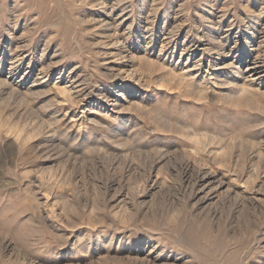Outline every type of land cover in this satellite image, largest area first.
<instances>
[{"label":"rangeland","instance_id":"rangeland-1","mask_svg":"<svg viewBox=\"0 0 264 264\" xmlns=\"http://www.w3.org/2000/svg\"><path fill=\"white\" fill-rule=\"evenodd\" d=\"M107 3L116 5L118 10L122 8L117 20L122 22L126 47L136 55L128 61L108 44L100 23L101 14L107 13ZM259 6H264V0H0V35L6 40L13 38L15 50L19 43L24 44L34 60H43L44 65L36 62L45 66L49 74L53 67L57 69L50 78L41 80L40 67L35 64L24 80L28 94L0 100V245H11V250L1 252L0 264H129L121 258L120 249L152 238L150 241H157L178 257V264H199V253L176 237L177 230L190 226L199 229L201 241L211 240L212 253L220 264H264V202L251 207L244 199L243 202L235 197L218 203L219 211L213 217L207 218L205 212H198L197 217L179 216L178 211L186 210L188 202L177 168L183 155L180 127L196 132L200 141H205V135H223L229 143L223 149L229 155L217 159L212 168L230 178L234 172L243 173L245 166L243 179L249 180L246 186L252 185L257 180L253 175L264 173V163L260 161L261 164L249 168L248 162L253 148L256 149L252 139H258L256 144L264 127L256 123L260 116L264 118V108L256 104L257 109L254 103L261 99L264 103V95L253 98L256 109L250 104H230L219 94L220 87L210 88L201 100L166 66L157 65L160 40L152 42L148 48L150 56L146 57L145 41L136 39L148 18L158 27L169 21L167 17L177 16L183 34L197 33L202 26L213 30L212 12L223 20L221 24L234 26L238 34L233 36L243 46L247 29L258 21ZM178 58L176 53L173 63ZM230 58L226 62L233 61ZM223 60L211 63V69ZM126 62L130 64L126 68L136 70L141 81L151 84L150 88L126 80L131 88L122 97V89L116 88L117 80L118 85L122 80L115 74ZM27 66L28 60L23 62L15 80L21 78ZM61 69L64 74L71 73L76 90L85 89L91 99H98L100 91H108L114 97L121 93L118 97L130 101L131 93L138 92L145 96L144 111L130 102L126 111L110 116L95 105L93 109L90 105L76 108L75 103L65 101V94L57 87ZM34 77L43 82L34 84ZM75 111L84 113L85 121L71 117ZM236 120L258 126L242 130L241 138H236ZM122 124L129 128H122ZM122 130L127 138L122 137ZM184 139L188 145L193 144L189 137ZM167 146L173 147L168 150ZM161 152L167 160L155 168L152 176H158L159 186L163 187L153 194L145 183L150 163ZM112 161L120 166L108 169ZM121 162L129 167L125 169ZM124 172V200L135 204L123 213L119 209L122 189L108 192L105 186L113 175L121 178Z\"/></svg>","mask_w":264,"mask_h":264},{"label":"bare ground","instance_id":"bare-ground-1","mask_svg":"<svg viewBox=\"0 0 264 264\" xmlns=\"http://www.w3.org/2000/svg\"><path fill=\"white\" fill-rule=\"evenodd\" d=\"M115 6L116 5L111 4V3L106 4V7L104 8L107 9V11H105V9L104 11L107 13L101 14L100 23L103 26L102 28H104V32L107 33V38L109 40L108 44L111 47H113L117 55L124 58V61H128L127 59H132L133 57H136V55L132 48L126 47L127 41L121 32L122 22H118L117 20L118 16L121 13V11L119 10L120 9L122 10V8L118 10ZM259 7L261 8V6ZM215 14L211 12V16L213 20H215L214 21L215 23L213 22L214 23L213 30H211V28H207L205 30L204 29L205 27L202 26L199 28V31L197 30V33L193 32V34H191V32L190 34H187L186 30H185L186 33L183 34L182 31L179 30L180 26L178 27L179 24L177 23L178 22L177 16L173 18L167 17L168 18L167 20L169 21L167 22L164 21L162 26L159 25L158 27L155 26L154 20L150 21V19L148 18L147 22H145L146 25L140 27V32H139L140 34L136 39L138 40V42H142V40L145 41L146 47L144 51H145L146 57L150 56L148 52V48L150 47L152 42L154 40H160L162 44H161L159 55L157 56V59H156L157 65L158 66L160 65V67L166 66V68L171 74L180 78V81L181 80L183 81V85L187 87L188 90L190 89L192 91H196L199 99L201 100L205 99L207 97V93L210 88L214 89V87H220V91H218L219 94L222 96L224 100L230 102V104L232 103L234 105L244 104V106L245 104H247L248 106L250 104V107L251 106L253 107L252 105L253 100H254L253 98L258 94L261 96L264 95V6L260 10V13H259L260 15L258 14V21L254 25H251L249 29L246 28L248 32L244 39L245 42L243 46H239L236 40L237 38H235L236 36L235 37L233 36L234 33L235 35L238 34V32H234V26L231 25V23L221 24L223 20L219 19V16H216ZM224 14L226 15V13ZM221 16L223 18V15ZM210 23L212 22L210 21ZM129 26H131V24ZM225 26H227L226 30L223 29V27ZM232 40H234V42H231ZM12 43H13V38L6 40L3 38V36L0 35V100L5 98L6 96L12 97L16 95L17 97H21V98L26 96L28 94L27 91L29 89H25L23 87L25 86L24 85L25 78H28L31 75L32 73L31 68H34L35 64H37L38 62L43 63V60L41 58L34 60V55L32 54L31 56V54L29 53V50L25 48L24 44L19 43V45L16 47V50H15L13 49ZM176 53L179 54V58L176 63H173ZM146 57L145 59H147ZM228 57H231L230 59H233V61L230 60V62L229 61L226 62V59H228ZM26 60H28V66L26 70L23 72V75L21 76L19 80H15V77L17 76V74L22 70L23 62H25ZM217 60L219 61L223 60V61L218 62L217 64L218 66H216L212 70L211 67L213 66L210 67V65L211 63H214ZM129 62H126V64L124 65V68H121L122 70L118 71L117 74L114 73L115 75L119 77V79L122 80V83H120V85H118L119 84L118 80L116 82V85H117L116 88L122 89V97L123 95L127 94L128 93L127 91L131 88V85H128V83L125 82L126 80H131L134 82V84H137L141 86L142 88L148 89L151 87V84L148 81L147 82L145 80L141 81L140 77L135 73L136 70L134 71L132 69L133 70L132 71L126 68L128 66L130 67ZM38 65L39 64H37V66ZM39 67L40 69H39L38 74L40 75V77L42 75L41 80H43V78L49 77L50 74H52V71L53 72L57 71V69H55L56 66L52 68V71L50 72V74L44 68L45 66L39 65ZM57 78H58L57 87L60 88L61 93L63 92V94H65V101L70 104L75 103L76 108H79V109L84 108L86 105H90V107H92V105H95L96 106L95 108H99V110H102V112L104 111L106 115L108 114L110 116V115H113V113L115 112L121 113V110L123 112L125 109H127L128 107L126 108L127 106L126 104L128 102L132 103L134 107H136L137 109H142L145 106L143 104L145 96L140 95L136 91L134 94L131 93V95L129 96L130 101L127 99L122 100V98L118 97L121 95V93H119L117 97L116 96L114 97L108 91H105V92L100 91V93L98 94V99H91L89 97L90 94L85 89L76 90V88L78 89V87L74 86L75 78L71 75V73L64 74L62 69L60 71L58 70ZM38 81L39 80L35 78L33 80V83L34 84L38 83ZM180 81L178 82V84L179 83L182 84ZM39 82L41 84L43 81H39ZM261 96L258 97V99H260ZM261 100H257V103H254V106L257 104L260 107L262 106L264 108V103H262L263 101L261 102ZM254 102H256V100H254ZM81 105H84V106H81ZM257 105L255 106L256 108H257ZM256 108L253 107V109H256ZM81 112H83V110ZM67 113H65V115ZM80 114H78L75 111L71 114V117H73L76 120L79 119V120L85 121L84 113H80ZM116 116L119 117V115H116ZM233 117L235 118V116ZM260 117L258 118L260 120L257 119V121L259 122H256V123L257 124L259 123L258 125H261L260 128H262V126H264V118L262 119ZM122 120H123V117H122ZM237 122H239V126L238 128L237 127L234 128V130L238 129L236 132H238L239 134L235 133V131L233 130V132L235 133V137L236 135L240 136V133H242L241 132L242 130L249 131V129L252 130L254 126H258L257 124H254L252 125L253 126L252 128V126L250 125V122L249 124L247 123V121L240 122L239 120ZM122 128H129V127H125V124H122ZM123 131L125 132V130H122V137H124L125 135ZM261 132L262 133H261L260 138L257 136V138H259V141L258 142L256 141V144L254 142L255 140H258V139L256 138L252 139V137L251 139L253 141L248 139L249 142L252 141V145L256 146V149L253 148L254 150L252 149L253 146L251 147V150L253 151L250 153V157L248 160V162L250 163L249 166L251 165L249 168H253V166L257 163L259 164L264 163V127L262 128ZM127 134H130V132ZM179 134L183 138V141H181L180 143L181 146L183 147L182 148L183 155L180 158L179 166L177 165V168H178V172H179L178 174H179L180 180L182 182V188L185 194L187 195V202H188V206L186 210L182 208L183 210L178 211L179 216H184L186 218L188 216L197 217L198 212H201V213L205 212L207 218L213 217L214 215H217L219 211L217 210L218 203L220 202L227 203V201H230L231 199L235 197L236 199H239V198L242 199V201L244 199V201L251 207L254 206L256 202H264V191L262 190V186H264V173L262 171H261L262 172L261 174L259 173L260 175L254 172L255 174H257V176L258 175L259 176L257 177L256 175H253V179H257V180L253 182L252 181L253 179H251L253 183L252 185H250L251 186L250 187V186H246L245 184L249 180L243 179L246 175L245 166L243 168L245 170V171L243 170V173L240 174V172L239 173L234 172V174H232L230 178H228L224 173L217 171V169L212 168V164L216 162L217 159L223 160L227 158L229 155L227 154L226 150L223 149L224 146H227V144H229L227 143L226 140H225L226 141L225 143L222 137L223 135H221V137L213 135V134L205 135L204 136L205 141L203 140L200 141L199 138H197L196 132H193L190 129H184L182 127L179 128ZM128 136L130 137V135ZM188 137L193 140L191 141L193 143L192 145L191 144L188 145L187 142H184L185 140L184 138H188ZM235 137H232V138L236 139L237 137L236 138ZM124 138H127V137H124ZM215 144L217 146L214 147L213 145ZM177 146L179 145L177 144ZM170 147L168 150H170ZM165 160H167L166 154L162 153L150 163L149 175L148 177L146 176L147 180L145 183L149 189L148 192H153L154 194V191H157L158 189L163 187V185L162 187L159 186V182L157 180L158 176L155 179L153 178L152 172L155 170V168L159 164H161ZM121 163L124 165V168L126 166L129 167V164H127L126 162H121ZM117 165H118L117 161L116 162L112 161L107 165V167L108 169L113 170L120 166L119 164V166L116 167ZM255 167L257 168L259 166H255ZM259 169L261 168L259 167L257 170ZM249 170H252V169H249ZM239 171H241V169ZM124 174L125 172L122 173L121 178L114 177L113 175V177H111V179L109 180V183L107 182L105 186L108 192L110 190L122 189V200H121L122 205L120 206L119 209H121L120 212L123 211V213L125 212V210L130 209L132 205L134 207V204H135L132 202L131 203L126 202L127 199L124 200V198L126 197V194L124 193L125 186L122 183ZM247 177L248 176H246V178ZM249 178H252V177L249 176ZM241 182H243L244 185H242L243 183ZM262 212H264V209H262ZM28 226L31 227V225H28ZM184 228H185L184 231L177 230L176 237L186 242L193 251L199 253L198 254V258L200 260L199 264H220L218 257L215 256L216 254L212 253L211 240H207L204 242L201 241L202 239H201V236L199 235V232H198L199 229H197V227L190 226V227H184ZM22 235L21 237L25 236V235L24 236ZM150 240L146 242L141 241L137 243H129L127 245H124L123 249L122 250L120 249V252L122 254L121 258L122 257L125 258L129 264L131 261L137 264H178L177 261L179 260V258L174 257L175 255H173L172 253H168V251H166L165 248H163L164 247L163 244H162L163 245L162 247L161 244H159L157 241L156 243ZM107 241L109 242L110 240H107ZM10 246L11 245L9 243L2 244L0 248V256H1V252L3 253L4 251L11 250ZM190 255L191 254H189L188 256L190 257ZM191 257H194V256L191 255ZM184 263H187V262H184Z\"/></svg>","mask_w":264,"mask_h":264}]
</instances>
